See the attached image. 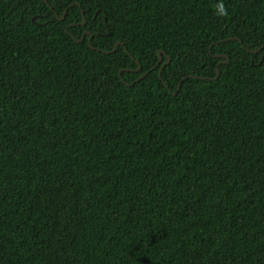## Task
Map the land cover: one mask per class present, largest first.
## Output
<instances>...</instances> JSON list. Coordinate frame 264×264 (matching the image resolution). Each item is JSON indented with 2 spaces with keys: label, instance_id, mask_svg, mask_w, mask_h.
Wrapping results in <instances>:
<instances>
[{
  "label": "trees",
  "instance_id": "1",
  "mask_svg": "<svg viewBox=\"0 0 264 264\" xmlns=\"http://www.w3.org/2000/svg\"><path fill=\"white\" fill-rule=\"evenodd\" d=\"M216 3L0 0V264H264V0Z\"/></svg>",
  "mask_w": 264,
  "mask_h": 264
},
{
  "label": "water",
  "instance_id": "2",
  "mask_svg": "<svg viewBox=\"0 0 264 264\" xmlns=\"http://www.w3.org/2000/svg\"><path fill=\"white\" fill-rule=\"evenodd\" d=\"M66 12H67V9L63 12V15H62V17H60L59 19L60 20H63L64 18H65V15H66ZM83 13V12H82ZM82 18H83V22H82V25H84L85 24V19H84V15L82 14ZM67 32V31H66ZM85 35H90V38H89V43H90V40H91V38H92V35H91V33L90 32H84L83 33V35H82V37L80 38V39H75L76 41H78V42H80V41H82L83 39H84V37H85ZM73 37V36H72ZM119 45H121V43L119 42V43H117L116 45H115V47H114V49H113V51L112 52H114L116 49H117V47L119 46ZM261 48H263V47H261ZM260 48V49H261ZM256 51H258V50H256ZM256 51H251V52H256ZM162 54H164V52L163 51H159V62H161L162 61ZM165 55V54H164ZM217 56H222V57H226V56H223V55H217ZM167 57V56H166ZM167 60L169 61V58L167 57ZM228 61V58L226 57V60L225 61H223V63H226ZM158 62V63H159ZM165 65V64H164ZM163 65V66H164ZM140 66L138 65V68H137V71L138 70H140ZM161 69L162 68H160V70H159V73H158V77L159 78H161ZM219 76V70H217V72H216V76L214 77V78H212V79H216L217 77ZM191 77V76H190ZM196 77V76H195ZM167 87V86H166ZM170 91V90H169ZM170 93H172L171 91H170Z\"/></svg>",
  "mask_w": 264,
  "mask_h": 264
},
{
  "label": "clouds",
  "instance_id": "3",
  "mask_svg": "<svg viewBox=\"0 0 264 264\" xmlns=\"http://www.w3.org/2000/svg\"><path fill=\"white\" fill-rule=\"evenodd\" d=\"M215 14L221 18L227 16V8L224 5L223 0H217V3L215 4Z\"/></svg>",
  "mask_w": 264,
  "mask_h": 264
},
{
  "label": "bare ground",
  "instance_id": "4",
  "mask_svg": "<svg viewBox=\"0 0 264 264\" xmlns=\"http://www.w3.org/2000/svg\"><path fill=\"white\" fill-rule=\"evenodd\" d=\"M90 44V43H89Z\"/></svg>",
  "mask_w": 264,
  "mask_h": 264
}]
</instances>
